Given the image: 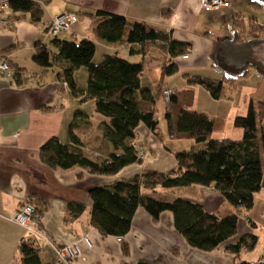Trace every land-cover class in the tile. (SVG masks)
Segmentation results:
<instances>
[{
    "label": "crops",
    "instance_id": "obj_1",
    "mask_svg": "<svg viewBox=\"0 0 264 264\" xmlns=\"http://www.w3.org/2000/svg\"><path fill=\"white\" fill-rule=\"evenodd\" d=\"M34 1L44 10L42 19L36 24L30 22L27 14L12 12L9 7L0 10V20L8 19L12 22L10 26L0 23V60L7 61L11 66V75L0 73V264H17L19 256L16 249L19 242L32 235L36 237L40 247L42 263L54 262L55 254L46 238L30 233L11 219L29 197L39 199L44 207L40 220L44 236H49L59 245H78L80 254L72 264H136L139 260L153 261L159 256L166 264H235L237 258L226 246L246 233L256 235L258 244L250 250L242 251L240 261H256L264 249V198L259 197L262 187L254 195L253 206L248 210H241L236 234L210 251L188 245L175 229L170 211H163L153 221L144 208L138 207L132 217L130 229L122 239L102 235L90 223L92 202L88 197V189L110 185L116 180L140 174L143 170H169L176 165L173 153L180 149L166 146L161 130L160 140L154 131L140 123L133 141L139 153L143 154L141 162L127 165L116 174H92L82 167L63 170L46 166L39 158V147L51 137H57L62 143H70L69 128L72 121L73 132L83 143V147L88 149L84 153L90 157L93 153L105 154L108 146L102 139L100 129V123L105 117L95 112L92 100L90 110H87L89 103L78 101V97L72 96L66 85L60 82L57 77L58 65L66 64V61L57 59L53 61L52 67L43 68L32 58L35 43L46 44L55 52L53 41L56 39L90 38L96 48L100 45L112 49L104 52L102 57L106 53L126 52L131 56L125 58L127 60L141 61L145 67L152 64L158 66L159 81L161 84L166 81L163 91L168 87L183 90L188 88L183 73L201 75L199 73L212 70L220 74L218 68L223 70V67L215 65L210 59L214 45L233 34L234 14H239L244 19L249 15L257 18L254 10L256 5L248 0H227L230 7L206 11L199 8L198 0ZM96 10L121 14L128 21H144L159 30L170 32L174 39L190 43L191 49L187 55L173 59L179 68L174 74L180 76L179 83L172 84L174 75L161 77L160 66L167 61L168 55L160 49L161 58L150 54L154 48L145 56L130 54L129 48L137 49V44L107 42L93 37L90 26L92 20L100 19V16L91 17L89 14ZM64 11L73 13L76 19L66 29L52 36L48 28L53 18ZM75 74L76 72L74 78ZM200 88L203 87L193 86L192 101L186 100L183 104H189V108L196 110V94L200 92ZM76 110L83 111L87 116H77L74 121ZM231 111L229 110L233 115L234 111ZM168 135L172 138L169 132ZM150 195L166 201L175 196L197 201L206 211L219 216L234 211L212 185L178 188L157 186ZM69 203L84 205V211L80 215H68ZM85 237L90 245L86 243ZM122 240L128 246V254L123 252Z\"/></svg>",
    "mask_w": 264,
    "mask_h": 264
},
{
    "label": "trees",
    "instance_id": "obj_2",
    "mask_svg": "<svg viewBox=\"0 0 264 264\" xmlns=\"http://www.w3.org/2000/svg\"><path fill=\"white\" fill-rule=\"evenodd\" d=\"M256 4H261L258 1ZM12 12L27 14L30 22H40L44 15L43 7L34 0H8ZM92 20L90 34L107 42L119 41L122 44H137L138 48H129L130 54L145 56L150 49L157 48L168 55L167 61L160 66V75L171 76L179 71L173 61L175 57L187 55L191 45L188 42L172 38L168 31L159 30L144 21H128L125 16L96 10L89 14ZM165 15V13H164ZM235 26L233 36L228 42H217L212 51L213 63L219 65L218 57L224 53L235 56L227 59L237 63V53H246L251 46L264 41V25L257 23L254 15L245 19L239 15L232 16ZM246 28V29H245ZM248 35L246 36V31ZM56 51L43 43H35L32 58L39 66L49 68L53 61L62 59L66 64H59L57 77L66 85L74 97L88 98L93 101L95 112L105 117L100 123L101 136L108 146L105 154L86 155L83 143L73 132V121L69 128L70 143H62L57 137H51L38 149L42 163L53 169H71L82 167L89 173L113 175L123 167L141 162L139 150L133 138L140 123L146 125L161 140L158 121L154 117L155 97L149 87L141 85L145 66L141 61L132 62L116 53H106L98 63L92 61L95 43L90 38L79 40L53 41ZM250 61H247L249 63ZM260 65L264 73V64ZM86 67V87L82 89L74 78V73ZM220 78L183 73L187 89L179 90L168 87L162 92L165 100L167 130L174 139H190L203 143L199 148L178 150L173 153L176 165L169 170H143L140 174L127 179H119L110 185L91 187L88 197L92 202L90 223L104 236L113 235L122 239L129 231L132 217L138 207H142L156 221L163 211L173 215L174 227L188 245L195 249L210 251L230 239L237 232L238 220L242 209H250L254 195L262 187L264 170V102L255 106L250 101L245 114L233 118V125L241 129L239 139L213 138L214 119L204 111L189 108L184 101H192V87L199 85L216 100L226 96V85L233 88L235 77L225 74L222 68ZM244 69L241 75H247ZM77 116H87L83 111L74 112ZM190 185H212L229 203L234 211L219 216L204 209L202 204L180 196L172 200L153 198L150 193L157 186L178 188ZM26 202L34 207L40 216L38 228L41 229V216L44 207L39 199L29 197ZM67 210L71 215H80L84 205L69 203ZM258 237L252 233L241 235L237 241L226 246L240 261L241 250H250L257 243ZM124 254L128 246L122 240ZM17 264H43L40 247L34 235L22 239L18 244ZM126 264V263H124ZM136 264H166L159 256L153 261L139 260ZM241 264H249L241 262ZM264 264V263H259Z\"/></svg>",
    "mask_w": 264,
    "mask_h": 264
},
{
    "label": "rangeland",
    "instance_id": "obj_3",
    "mask_svg": "<svg viewBox=\"0 0 264 264\" xmlns=\"http://www.w3.org/2000/svg\"><path fill=\"white\" fill-rule=\"evenodd\" d=\"M249 2H252V4L255 6V12L257 15V23H264V0H248ZM258 1L261 4H256ZM251 12V11H250ZM259 20V21H258ZM246 36L248 35V31L245 30ZM233 34L231 33L228 37L225 38L224 42H228L232 38ZM112 49H108L104 46L98 45L96 48V52L93 55L92 61L94 63H98L102 59V54L107 51H111ZM115 53V52H114ZM161 52L154 48L151 50L152 55L160 57ZM117 54V53H116ZM119 56L122 58H131V56L126 52H119ZM234 59L235 56H233L230 53H224L221 57H218V62H220V65L223 67V70L225 74H229L235 77V85L233 88L228 87L226 85V96L219 99L220 101H215L209 93L204 89L200 88V92H198L196 95V110L204 111L208 115H210L214 119V132L212 134L213 138H231V139H239L242 137V132L239 128H236L233 125V118L238 114H245L247 111V106L250 101H253L254 105H257L258 101L264 102V73L262 69L260 68V65H252L250 62H258L264 64V41L260 42L259 44H256L254 46H251L248 50H246V53H237L236 61L237 63H229L227 59ZM139 59L141 57L139 56ZM151 60V58H148ZM211 60L212 57H210ZM247 61H250L247 63ZM149 64V63H148ZM157 67L156 65H147L144 69V73L141 77V85L143 87H149L151 88V91L155 97V104H154V117L158 121V127L159 130H161L164 133L163 141L166 144V146H169L171 148H178L180 150H187L190 149L192 146L194 148H199L203 146V143H196L192 140H178L174 141L173 138H170L167 131V125L166 120L164 117L165 113V100L162 96V92L164 88L166 87V81L161 84V82L158 79L157 75ZM244 69H248L249 73L247 75H241L242 71ZM75 79L77 84L82 88L85 89L86 87V78H87V69L86 67H81L80 70L75 71ZM217 72V71H216ZM213 72L212 70L208 73H199L202 76H207L210 78H220L221 75H218V72ZM180 76L174 75L172 79V84H178ZM201 87V86H199ZM79 100H82L83 103H89L86 106L87 110H90L89 107L91 105V100L88 98H84L83 95H81L79 98H76ZM85 110V109H84ZM229 110L231 113L230 114ZM91 114V111H89ZM259 128L261 125L264 126V121L262 124H258ZM262 168L264 170V162L262 159ZM259 197L261 199L264 198V178H263V184L262 189L259 192ZM260 199V201H261ZM258 244V240L257 243ZM16 251H18L16 249Z\"/></svg>",
    "mask_w": 264,
    "mask_h": 264
},
{
    "label": "built area",
    "instance_id": "obj_4",
    "mask_svg": "<svg viewBox=\"0 0 264 264\" xmlns=\"http://www.w3.org/2000/svg\"><path fill=\"white\" fill-rule=\"evenodd\" d=\"M198 6L200 9L208 11L214 8L230 7V3L227 0H198ZM8 7V1L0 0V10L6 9ZM75 19L76 17L74 16V14L68 11L59 13L53 18L48 28L49 34H51L52 36H56L59 31L66 29L71 22L75 21ZM0 23L6 26H10V23L12 22L8 19H1ZM0 73L4 75H11V66L5 60H0ZM139 157L142 158L143 154L139 153ZM11 219L20 226L24 227L30 233L46 238L47 242L51 245L55 254L53 264H72L74 258L79 256L80 249L76 243H72L69 245H59L54 243L49 236L46 237L43 235L44 232L38 228L37 224L38 220L40 219V216L34 212V207L32 204L25 201L20 207V209H18L12 215ZM84 239L86 243L90 245L87 237H85ZM242 251H244V249H242L241 252ZM259 263H264V249L263 254L256 261L251 262L249 264ZM235 264H241V261Z\"/></svg>",
    "mask_w": 264,
    "mask_h": 264
}]
</instances>
